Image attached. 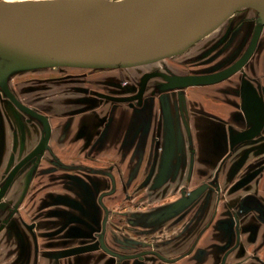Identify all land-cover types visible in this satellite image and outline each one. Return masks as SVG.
Masks as SVG:
<instances>
[{
  "label": "crops",
  "instance_id": "obj_1",
  "mask_svg": "<svg viewBox=\"0 0 264 264\" xmlns=\"http://www.w3.org/2000/svg\"><path fill=\"white\" fill-rule=\"evenodd\" d=\"M250 27L243 25L242 38ZM19 115L8 102L0 103L1 178L39 138L38 127ZM139 117L140 135L131 132L130 121L118 135L117 119L105 148L94 153L115 157V169L128 185L147 187L141 201L161 203L149 209L160 212L154 216L157 240L149 249L164 257L149 253L144 259H120L97 245L84 246L87 232L72 223L73 212L65 205H55L59 195L29 196V189L0 232V264H218L235 244L237 230L240 244L228 253L226 264H264V25L242 69L217 82L148 99ZM72 120H54L51 145L61 158L80 152ZM219 167L220 198L212 192L203 201L204 195L182 221L178 212H169L180 199L179 189L206 183ZM200 209L196 220L193 215ZM115 233L120 232L113 225L109 244L129 252L119 246Z\"/></svg>",
  "mask_w": 264,
  "mask_h": 264
},
{
  "label": "water",
  "instance_id": "obj_2",
  "mask_svg": "<svg viewBox=\"0 0 264 264\" xmlns=\"http://www.w3.org/2000/svg\"><path fill=\"white\" fill-rule=\"evenodd\" d=\"M244 8L258 12L259 26L242 59L212 74L147 73L140 98L148 80L157 75L165 77L170 86L181 88L217 82L242 69L264 24V0L0 1V88L25 113L43 119L47 128L45 139L13 167L0 187V210L19 171L40 156L51 135L48 118L24 104L11 90L8 83L11 72L49 66L117 68L147 63L199 40L236 10ZM7 223V218L2 220L0 232ZM101 241L108 252L121 259L134 256L111 250L103 237Z\"/></svg>",
  "mask_w": 264,
  "mask_h": 264
},
{
  "label": "rangeland",
  "instance_id": "obj_3",
  "mask_svg": "<svg viewBox=\"0 0 264 264\" xmlns=\"http://www.w3.org/2000/svg\"><path fill=\"white\" fill-rule=\"evenodd\" d=\"M257 18L258 12L254 9L244 8L236 10L199 40L147 63L117 68L49 66L18 69L9 74L8 83L22 100L38 110L46 112L53 120H57L59 117L75 115L78 111L87 108V106H92L82 100L87 98L94 99V101H97L95 104H97L102 93H108L112 97L133 98L141 84L143 75L147 73L161 71L169 74L205 75L230 67L240 60L244 49L240 46L232 56L222 58L224 51L231 44L235 34L233 29L231 28L230 30L229 27H233L232 25L246 19L247 22H243L239 28L243 29V25L246 24L254 25L253 33L259 26ZM228 29L229 32H227ZM232 51L231 48L230 52ZM182 88L184 89V87L179 89L183 90ZM154 90L157 92L156 95L152 93ZM172 91H175V88L169 85V81L165 77L157 75L149 80L146 97L147 99L160 98L161 95L166 97ZM7 102L15 109L16 113L20 114L22 121L27 123L28 116L17 109L9 100H4V96L0 91V103L7 104ZM135 113L139 116L141 108H136ZM38 130L40 131V129ZM75 155L74 157L70 156V158L72 157L71 159L67 157L62 159L68 164H80L84 167L92 166L102 170H109L110 166L113 165L116 168L115 157L113 156H100L92 152V150L88 152L80 151ZM43 156L36 157L26 164L16 177L13 185L6 192L3 199L4 205L0 210V223L10 215V206L16 207L17 204L19 206L22 203L19 200L27 191L26 188L30 177H33L32 174L37 171L38 174L36 173L31 184L29 196L49 193L58 194V202L55 205L60 207L65 205L68 210L73 212L72 223L83 227L89 225L90 208L87 207L86 209L83 203L78 202L79 194L96 198L101 191L108 189L110 184L105 182L104 175H93L87 170L80 172L79 170L55 165L53 163L55 155L50 152ZM41 160H43V164L39 168L37 166H39ZM7 173L9 172L7 171ZM6 174L2 178L0 177V187ZM95 180H98L99 183ZM120 186L122 187V183H120ZM148 188L150 187L148 186ZM182 189L178 190L179 197L182 196ZM212 192H215V189L206 191L205 197H202L203 199L200 198V201L206 200L207 195ZM141 194L143 196L148 194L147 187L145 185H136L125 193L124 197L125 199L128 197L129 201L124 199V201L115 203L113 207L111 220L114 224L112 225L120 232L117 235L115 233V237H117L119 246L129 252L152 248L154 241L157 240L153 232L158 229L159 226L156 225L159 222L155 220L154 216H156V213L159 216L160 212H153L149 209L154 206L159 207L161 203L150 201L143 204L141 202ZM63 198L74 199L77 202L76 204H71L64 201ZM93 209L94 207L91 211ZM145 209H147L149 214H144ZM101 211L98 209L96 212V223L94 224V221L91 222L93 226L91 232L89 231L87 234V239L83 238L85 240L84 246H86L85 243L89 245L91 243L97 244L98 242L94 231H98L100 228ZM201 213L200 209L198 214L195 213L193 217L199 220L198 217ZM145 216H148L146 219L147 223L144 221ZM132 220L135 222L132 223ZM204 222L205 220H202L200 225L204 224ZM120 230H123L125 234H121Z\"/></svg>",
  "mask_w": 264,
  "mask_h": 264
},
{
  "label": "flooded vegetation",
  "instance_id": "obj_4",
  "mask_svg": "<svg viewBox=\"0 0 264 264\" xmlns=\"http://www.w3.org/2000/svg\"><path fill=\"white\" fill-rule=\"evenodd\" d=\"M243 22L245 23V22H247V20L244 19V20H242V22L240 21L239 23L232 25L233 27H229L230 30H231V28L233 29V33H235V34L233 35V38L231 37L233 40L231 41V44H229L227 46L226 50L223 53L222 58L232 56V54L235 53V51L237 49H239L240 44L244 39H246L247 42L245 44L243 53L240 56L241 57L240 59H242L247 54L248 50L251 48L254 37H255L256 32H257V29H256V31H254L255 33L254 32L252 33V30L255 26L251 25L247 35H245L244 38H242L241 37L242 28L241 27L239 28V26ZM229 29L227 30V32H229ZM231 48L233 50L232 52H230ZM144 75H143V77H144ZM198 75H200V74H198ZM143 77H142L141 84L139 85L136 93L133 95L134 96L133 98L112 97L108 93H102L99 96L100 101L97 104H95V102H97V101H94V99L87 98V99L82 100V101L87 102V104L90 103V105H92V106H87V108H85L81 111H78L79 114L77 113L75 115H65V117H59L60 119H65L67 117L73 118L72 121H74L76 126H75L74 130L72 131V135H75L77 137V139H79V141H81V143H80L81 145L77 146L78 148H76V149H78L79 151H83V152L84 151L88 152L91 150H92V152H95V151H100L101 149L105 148V145H104L105 139L110 135V133L114 132L113 131V129H114L113 125H114L115 121H117V119H119V121H120V128L116 130V132L118 131V133H119V134L117 133L118 135H120L124 132V128L127 127L126 124H128L129 121L131 123V128H130L132 130L131 132H134L136 136L141 134V130L143 129V125L141 124V117L137 118L138 116L135 113V109L141 108V110H142V109H144V107L146 108L147 100H148L146 97L147 90H148V83H149V80L151 79L150 78L148 80L146 87H145V90L143 92V95L140 98L139 93H140L141 88H142ZM11 90L24 104L30 106L31 108H33V109L37 110L38 112H40L41 114L45 115L49 120V123L51 126V135H50L48 144L44 147V149L40 153L41 157H44L43 155H46L47 152H50L51 154L56 156V157L54 156V160H53V163L55 165H58V166H61L63 168H67V169L79 170L80 172H83V170H85V171L87 170V172H89L93 175H104L105 182L110 184V187L108 189L101 191L96 196V198H93V196H90V195L79 194V201L78 202H81V204L83 203L84 208H86V209H87V207L90 208V212H89V210H87L89 212V219H90L89 222L90 223H89V225H86L85 227L82 226L84 228V231L87 232V234L89 233V231L91 232V229L93 226V224L91 222L94 221V224L96 223V217H97L96 212L98 211V209L100 211L102 210L101 211L102 217L100 220V228L98 231L97 230L94 231V234H95L98 242H97V244H93V245H97L106 253L120 258L119 256L108 252L103 247L102 241H101V238L103 237L105 244L111 250L116 251L122 255H134L133 257H127V258L144 259L145 256L149 253H154V254L163 258L164 256H162L160 253H158L157 251H155L153 249L147 248V249H141L140 251L124 252L123 253L121 251L116 250L115 248H113L109 244L107 234L111 233V227L113 226L112 224H114L113 221L111 220L114 204L115 203L117 204L121 201H124L125 197H123L121 199L120 195L125 196V193L136 185H128V182L121 178L122 175L120 176V173L116 171L115 166H113V165L110 166L109 170H102V169L94 168L92 166L84 167L80 164H68V163H66L61 157H59L56 150L51 145L52 139H53L54 120L46 112H44L42 110H38L37 108L33 107L32 105H30L27 102H25L24 100H22L12 88H11ZM0 91L2 92V94L4 96V100H9L17 109L21 110L5 95V93L3 92V90L1 88H0ZM152 93L154 95L157 94L156 90H154ZM94 109H96V110H94ZM21 111L24 112L23 110H21ZM80 113H82V114H80ZM25 114L28 116L27 123H29V124L33 123L38 127V129H40L39 138H38L37 142L35 143V145L32 146L29 149V151L27 152V154H29L43 141V139H45L47 128H46V124H45L43 119L33 117L31 115H28L27 113H25ZM132 120H134V121H132ZM68 126H71V125L69 124ZM114 146L115 145H112V147H114ZM36 157H38V156H35L33 159H35ZM33 159H31L30 161H32ZM42 164H43V160L40 161L39 166H37V167L40 168V166ZM13 167H12V169H13ZM37 167H36V170H37ZM21 170L19 171V173L21 172ZM219 170H220V167H219V169H217L214 177L202 185H199L197 187H184L182 189V196L180 197V199L178 201H176L172 205L169 212H171V213H177L178 212L180 214L179 220L182 221L188 216V214L191 213V211L194 209V207L198 203H200L199 202L200 198L203 197V195L206 193V191L215 189V193H217L218 198H220L221 186H220L219 181H218ZM10 171H9V173H10ZM36 173H37V171L32 174L33 177H30L29 182H28V186H27V191H29L31 184L33 183V180L35 178ZM8 174L6 175L1 186L5 182ZM15 180H16V178H15ZM14 181H13V183H14ZM95 181L97 183H99L98 180H95ZM13 183H12V185H13ZM120 183H122V187L120 186ZM63 185H65V184H63ZM139 185H141V184H137V186H139ZM63 200L66 202H69L71 204H74V203L76 204V202H77L74 199L63 198ZM129 200L130 199L128 197H126L125 201H129ZM141 202L143 204H145L143 201H141ZM93 207H94V209H93V211H91V209ZM15 208H16L15 206L9 207L11 212H14V210L18 211L19 206H18V208H16V209ZM17 211H15V213ZM10 215H11V213H10ZM10 215L7 217L8 221L13 216V215L12 216H10ZM85 217H87V216L85 215ZM76 219L79 220V218H77V217H76ZM236 221H238V220L236 219ZM134 222L135 221L132 220V223H134ZM239 244H240V232H239V230H237V240H236L235 244L231 245V247H229L226 250L221 261L218 264H226L228 253L233 248L238 247ZM127 258H123V259H127Z\"/></svg>",
  "mask_w": 264,
  "mask_h": 264
},
{
  "label": "bare ground",
  "instance_id": "obj_5",
  "mask_svg": "<svg viewBox=\"0 0 264 264\" xmlns=\"http://www.w3.org/2000/svg\"><path fill=\"white\" fill-rule=\"evenodd\" d=\"M137 70V69H136ZM178 75H180V74H178Z\"/></svg>",
  "mask_w": 264,
  "mask_h": 264
}]
</instances>
